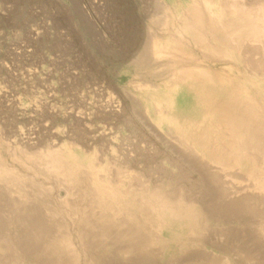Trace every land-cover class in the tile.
<instances>
[{"label": "rangeland", "instance_id": "rangeland-1", "mask_svg": "<svg viewBox=\"0 0 264 264\" xmlns=\"http://www.w3.org/2000/svg\"><path fill=\"white\" fill-rule=\"evenodd\" d=\"M182 1L0 0V156L7 166L17 170L28 183L26 191L22 192L24 197L15 193L10 195L5 192V185H0V247L3 249H0V264H21L25 256H29L26 263L55 264L57 259L52 255L53 249L44 246V242L54 239L56 234H60L58 232H68L78 240L87 236L86 241L94 243L78 246L82 253L81 264H264V191L256 189L255 180L244 173L245 169L232 166L233 154L220 158L218 151L210 149L208 153L214 155L208 157H217L219 162L212 163L206 157L202 162L204 169L200 173L196 172L193 164L185 162L169 150V145L162 142L160 135L155 134L159 132L156 124L145 118L144 111H149L147 116L151 119L155 116L152 114L154 103L146 95H142L146 105L139 102L142 94L140 85L164 84L165 78H169L167 74L182 67H213L225 76L228 74L229 77L236 76L242 80L251 79L253 74H257L258 79L255 81L264 84V61H261L264 55L260 46L247 45L238 53L239 57L234 54V57H225L224 60L214 57L215 51L217 55L221 49L217 43L211 42L220 49L212 47L213 54L210 51L208 55L206 49H197L192 39L189 41L174 35L176 40L173 41L180 51V57L175 60L168 56L158 60L153 57L150 52L153 38L161 36L159 38L163 40L172 37L174 31L171 28L183 24V17H187L185 15H188V11L185 13L187 8ZM239 1L249 6L264 0ZM171 13L174 27L166 28L165 18L171 16ZM164 29L166 31H161ZM170 31H173L172 35ZM257 91V98H264V91ZM112 110L120 112L113 113ZM59 136L64 137L58 140ZM58 147L61 151L66 149L64 147L73 151L78 149L85 156L88 154L93 164L108 165L109 174L102 172V178L108 176L110 181H115L119 169L129 167L134 177L131 176V183L125 180L128 187L136 186L140 176L146 180L147 185L150 183L152 186L163 187L174 198L186 195L195 201L201 214L194 222L197 225H193L195 228L200 227V231L197 228V235H192L191 240L188 238L190 243L187 239L191 252L187 251L184 257L179 254L175 257L171 254V246L164 243L161 244L162 248L160 245L142 250L139 248L130 256L126 251L129 248L127 243L116 240L111 242V239L107 243L108 253L102 252V247L94 241V235L98 236L102 227L86 210L88 199L85 192L90 188L87 173L84 184H79L81 188L79 185L71 188L56 181L35 161L36 157L45 155L48 149L57 150ZM221 165L225 166L224 170ZM35 167L42 170L38 171ZM238 171H242L243 176ZM41 172L42 176L39 175ZM160 183L168 185L164 187ZM225 188L234 200L224 199ZM238 195H246V200L243 197L244 201L242 198L235 201ZM71 228L77 232L74 234ZM8 239L11 243L6 246L8 242L4 241ZM63 248L58 250L62 255L58 253L57 256L61 264H70L68 249ZM176 248L179 252L180 249ZM120 253L126 254L128 262L122 261ZM141 253H151L152 258L144 262Z\"/></svg>", "mask_w": 264, "mask_h": 264}, {"label": "bare ground", "instance_id": "bare-ground-1", "mask_svg": "<svg viewBox=\"0 0 264 264\" xmlns=\"http://www.w3.org/2000/svg\"><path fill=\"white\" fill-rule=\"evenodd\" d=\"M182 3L187 8V10H185V13L188 11V15H185L187 17L186 18L183 17V21H182L183 24L181 23L180 24L181 26L178 25V27H175L174 29L171 28V27H174V25H172V19H171L173 14L171 13V16H169L170 18L166 16L168 18H165L167 20L165 21L164 25L166 26V28L170 27L171 30L174 31V32L170 31L171 35L173 32V36L172 37L168 36L167 39L165 38L163 40L159 38L161 36L159 37L155 36L153 38V41L150 45V48H151L150 52L151 54H153V57L156 60L162 59L163 57L166 58L167 56L173 60H175V58L180 57V51L178 50L176 43L173 41V40H176L175 36L178 38H184V39L187 38L189 41L190 39H192L193 44L196 43L195 46L197 45L196 46L198 47L197 49H199V47L206 49L205 51L209 52L208 55H210V51L212 47L213 49L215 48L220 49L219 47H221L219 52H217L218 53L217 55L215 51L214 53L215 58L219 57L221 59L222 58L224 59L225 57L226 58L231 57L234 54L240 53L241 49L245 48L247 45L258 46V47L260 46L259 49L264 55V1L256 5H253L254 4L253 3L252 5H249V6L239 0H225V1L223 0H183ZM166 8H171V7L167 6ZM177 13L176 14L174 13L175 16L177 15ZM182 13H183V10H182ZM161 25L164 28L163 23ZM161 31H166V30L164 29ZM211 42L212 43L215 42V44L217 43L219 47L218 45L212 44ZM178 43L180 42L178 41ZM186 43H189V42H186ZM213 49L212 51H214ZM242 55H244V53H242ZM238 57H239V54H238ZM205 59H207V57ZM263 59H261V61H264ZM236 61L237 63L239 62L238 60ZM247 61H250V60L248 59ZM172 66H174V64ZM251 66L253 67V64ZM248 68H249L248 70H250V67ZM222 73L214 70L213 67L212 68H209V67L202 68L201 66V67H197V69L182 67L180 70L173 71L167 74L169 78H165V82H163L164 84H160V85L142 84L140 85L139 90L142 91V94L140 95L141 100L139 101L140 104L146 105L142 98L143 97L142 95H146L148 96L150 101L154 103L155 105V108L152 110L153 111L152 114H154L155 116H153L152 119L149 116H147V113H149V111H144L143 109L144 111L143 114L144 115L146 114L145 115L146 119L152 120L156 124L159 132L156 131L155 134L157 133L158 136L160 135L162 137L163 139L162 142L165 143L166 145H169V148H170L169 150L177 154L176 156L180 157L181 159H184L185 162L193 164L194 167L196 168V172L200 173V171L202 170L204 166L202 162H204L203 160L204 158L206 159V157L207 159L209 158L212 163L219 162L217 157H208V155H210L208 153L210 149H215L216 151H218L220 154V158L233 154L234 155V158L232 157L234 160L233 165L232 164H229V165H232L233 167H237L240 169L241 168L245 169L246 172L244 171L243 172L247 173L249 178H253L255 180L254 184H255L256 189L264 191V98L262 99L260 98L261 100L257 98V94H258L257 90L263 92L264 84H259L256 82L257 81L256 79H258L257 74H253L251 79L242 80L241 78L236 77L234 73H233V76L235 77H229L228 74L227 76H225L226 74L224 75ZM250 73H253V71L252 72L250 71ZM250 73L248 74L250 75ZM242 75L244 76L245 74H242ZM262 75H264V70H263ZM261 92H259V94H261ZM112 103L114 102H111V104ZM148 107L149 105H147V108ZM112 112L117 113L120 111L112 110ZM87 117L89 116L87 115ZM153 128L154 127H152V129ZM62 137L64 136H59L58 140H60ZM55 148L56 147H54V149ZM61 148L63 149V145H61ZM64 149H65L64 151H61L60 147H58L57 150L48 149L49 151L46 150L47 153L45 155L39 158L36 157L37 159L35 161L38 164H40V166L44 168V170L47 171L50 175L54 176L56 178L55 179L56 181L58 180L63 185L70 186L71 188L77 187V185L79 184L81 185L84 181V176L87 173L86 177L87 176L88 177L86 179L89 180L90 188L87 192L83 191L82 190L83 188L80 190L85 192V194L87 195L88 201L86 203L87 204L86 210L90 213L91 217L93 216L95 219H97L98 225H101L102 227L100 234L98 236L94 235L96 240L93 239L94 241L98 243V244L95 243L97 246L102 247L101 249L102 252L104 251L105 253H108L107 243H110L108 241L111 239V242H113V240H116L119 243H124V242H125L124 244L127 243L129 248H127L126 251L128 252L130 256L134 255V253H136V251L139 248H141L142 250V249H146V247L148 246H152V245L161 246V244L164 245V243L166 245L168 244V246H171V250L173 251V253L171 254H173L175 257L176 255L178 256V254L181 255V257L187 256L185 255V253H187V251H189L190 249V245L188 246L191 240L190 237H192V235L194 234L197 235L195 232L197 228H199V230L197 231H200V227L197 226V228H195L193 225V223L196 222L197 216L198 215L200 216L201 214L198 204L195 201L188 199L186 195H181V197L174 198L171 195V192H169L168 190L167 192H165L163 190V187H156L154 185L152 186L150 183L147 185L146 180L144 181L143 177L141 178L140 176H139L140 181L136 183V186L134 187L132 186L131 188L128 187L129 185H127L126 181H129L131 183L132 182L131 178L134 177V173L131 170H129V167H127L125 170L123 169L124 167L123 168L121 167L119 169V171L121 172L118 171V177L115 181H110L111 179H109L108 176H106V178H102L101 177L102 172L108 173L110 171L109 169L107 170L108 165L101 166V165H97L95 162L94 164L96 165H94L92 162V159L87 156L88 154L85 156L78 149L76 151H73L70 148L67 149V147H64ZM211 155L213 156L214 153ZM26 156H28V154ZM2 158L3 157L0 156V185L1 184L5 185L4 189H6L5 192H7L8 194L12 195L15 193V194H19L22 197L24 195L22 194V192L26 191L25 187L28 184L27 179L23 177L22 175H20L18 172H16L17 170L15 171L14 168L7 166L4 163L5 161L2 160ZM35 168L37 169L38 167H35ZM221 169L224 170L225 166L221 167ZM41 170L39 169L38 171H41ZM47 172H45V174ZM42 173L43 172H41L39 175L42 176ZM210 173H212V171ZM240 173H242V171ZM34 174L36 175V172ZM36 176H38V174ZM242 176H243V173H242ZM109 177L111 176L109 175ZM214 181L218 182V179L214 178ZM210 182H212V178ZM166 185H168V183ZM85 186L86 185H84V187ZM162 186L164 185L162 184ZM221 188L223 187L221 186ZM225 189L226 191L223 190L224 199L226 198L229 201L234 200V198L230 197L231 195L229 194L227 188ZM70 190H68V192ZM175 193H176V190H175ZM250 193L252 196V191ZM243 197H245L244 199L246 200V195H244ZM243 197L242 196L236 197L235 201L241 198L244 201ZM37 198L38 197H36V199ZM73 200L74 199H72V201ZM249 200L251 201V199ZM252 201L254 202V200ZM260 201L262 202L263 200L261 199ZM32 202H36V200ZM39 202L41 201L39 200ZM30 203H31V200H30ZM81 204H83V202ZM48 210H51V209H48ZM49 212L51 213V211ZM57 213L59 214L60 212H57ZM52 215H54V212L52 213ZM68 215L70 216L69 213ZM79 218H81V216ZM82 218L83 220H85L84 217ZM73 220L71 221L72 222L77 221V219H75L74 221ZM38 221H40V219ZM194 224L197 225L196 223ZM40 226H42V223ZM13 229H15V227ZM73 229L72 231L75 234L77 231L75 232ZM58 233L60 234H56L57 236L54 239L52 238L51 240L50 238L49 241L44 242V246L49 247V248L51 247L53 249L52 255L55 256L57 259L55 264H61V260L58 258L57 255L59 253L58 250L61 249L62 247L68 249L70 260L68 258L67 259L69 260L70 264H81L82 253L80 249H79L80 251L78 250V246H80V244H84V246H90L92 243V242L89 243L90 240L86 241L87 234H82L81 236L84 235L86 237H83L80 240H78L76 237L72 236V234L70 235L68 232L67 233L65 232L66 234L63 232L62 234L61 232H58ZM10 239L4 241L6 243L8 242L7 244L4 243L6 246L9 243H11ZM187 239L189 240V243L187 242ZM185 240L187 243L185 242ZM194 242H191V243L193 244ZM92 244L94 245V243ZM176 247L180 249L179 252L176 251L177 250ZM160 248H162V246ZM0 249L3 250L1 247ZM4 250L6 249L4 248ZM8 250L9 249H7V251ZM120 254H121L122 261L128 262V259H126L127 256H125L126 254H123V253H120ZM150 254L148 253L142 254L141 257L144 258L142 260H144L145 262L151 259L152 255ZM24 255H26V253ZM86 255H88L87 252H86ZM100 255H102V253ZM17 256H19V254ZM174 256H171V257H174ZM25 257L27 258L29 256H25ZM171 257H167V259L168 258L171 259ZM20 258H21V255H20ZM20 258L18 257L17 259H20ZM26 258H25V261H26ZM27 260L29 259L27 258ZM64 260H66V258H64ZM25 261L21 260L20 262L21 264H27L28 262H30L28 264H31V261H27V263ZM85 262H86V259H85ZM222 264H229V263L224 262Z\"/></svg>", "mask_w": 264, "mask_h": 264}]
</instances>
